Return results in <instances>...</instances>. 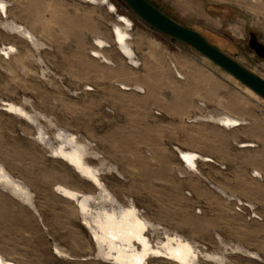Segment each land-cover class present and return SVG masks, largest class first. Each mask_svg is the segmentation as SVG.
Masks as SVG:
<instances>
[{
  "label": "rangeland",
  "instance_id": "obj_1",
  "mask_svg": "<svg viewBox=\"0 0 264 264\" xmlns=\"http://www.w3.org/2000/svg\"><path fill=\"white\" fill-rule=\"evenodd\" d=\"M7 1L8 18L28 26L44 45L35 48L0 26V46L16 47L12 57L0 56V100L42 114L39 123L53 140L56 126L63 127L115 164L122 176L106 169L101 177L120 203L132 201L161 226L149 229L151 240L164 239L166 228L197 242L202 253L196 264H218L206 258L207 251L225 253V264H264V98L189 44L154 30L125 2L112 0L117 7L112 13L104 4L80 0ZM153 1L166 15L264 78V57L249 41L254 34L264 44V0ZM119 14L133 21L131 42L138 65L130 63L113 39L112 25L121 23ZM96 36L108 42L102 50L111 64L90 55V49L97 48ZM118 82L138 83L143 90L125 91ZM1 101L0 164L28 184L36 205L34 210L0 185V232L7 230L13 239L0 242L12 250L6 255L24 264H115L97 257L96 243L75 205L56 193L53 184L63 182L87 193L96 187L52 155L37 139L33 122L10 114ZM222 112L244 117L247 123L226 128L194 120L204 113ZM246 143L255 146H243ZM173 146L196 147L218 162L208 163L206 155L189 150L199 156L200 172H192ZM87 160L100 163L91 155ZM199 178L222 186L228 196L218 188V193L208 189V201L195 202L186 190L190 180ZM20 213L32 239L24 245L9 236ZM54 246L72 258L59 256ZM153 258L146 264H178Z\"/></svg>",
  "mask_w": 264,
  "mask_h": 264
},
{
  "label": "bare ground",
  "instance_id": "obj_2",
  "mask_svg": "<svg viewBox=\"0 0 264 264\" xmlns=\"http://www.w3.org/2000/svg\"><path fill=\"white\" fill-rule=\"evenodd\" d=\"M91 1H94L93 4H102L99 0ZM110 3H112V1H110ZM0 4L4 6L3 8H0V16L5 18L0 19V26L2 28L22 36L35 48H40L44 45V42L38 36H36V34L28 26L23 25V23L21 24L14 19L8 18L9 2L7 0H0ZM111 8L113 9L112 6ZM115 11L116 10H114V12ZM119 21L121 23H113L112 25L113 39L115 44L121 53L128 58L132 65H138V60L135 57V50L131 42L133 38L132 34L130 33L132 21L130 18L125 16H122L121 20ZM93 40L94 45H96L97 48L90 49V51H92L90 55L100 59L101 61H106L108 64H111L109 57H107L103 53L104 50H102V48L109 46L108 42L100 36H96ZM15 50L16 47L13 45L0 46V56L4 58L12 57V54L15 52ZM37 60L40 64L44 63L40 57H38ZM172 67L173 66H171V68ZM176 71L179 76H182L178 70ZM118 83V86L125 91L132 89L143 90V86L137 82H135L137 84H129L125 82ZM25 101L28 100L26 99ZM1 102L4 105V108L11 112L10 114L13 113L18 117H23L28 119L30 122H33L38 127L37 139L43 143L44 146H48L50 148L51 152L53 153L52 155H55L57 159L59 158L66 162L74 169V171L78 173L80 177L88 180L96 187V191H94V193H87L63 182L57 181L53 184V189L56 193L61 195L66 200L71 201L75 205L77 213L81 215L82 224L90 231L92 240L96 243L97 257H101L107 261L110 260L115 264H141V260L142 264H146L147 261L152 257L169 258L178 264H196V261L199 260V255L202 253L198 248L196 241L183 236L180 234L181 232H169L166 228L164 229V239H157L156 241L151 240V238L147 235L149 229L152 228L155 230L161 228V226L154 224L148 219V217L144 216L132 201H128L127 204H122L115 198L101 177V173L106 172V169L108 171H114L122 176V172L119 171L115 164L110 163L103 157L100 158L98 152L90 150V144L87 143V141L81 140L77 134L70 132L63 127L55 125L57 131L55 133V140H53L47 134L43 126L39 123L38 119L43 117L42 114L38 112H30L22 104H18L14 101L2 100ZM194 120L213 121L226 128H232L242 124L245 125L247 123L246 118L244 117L223 112L218 115L204 113L200 116H196ZM49 121L50 123L54 124L52 119H49ZM243 146L255 145L252 143H246L243 144ZM177 148V153H179V156H182V162L185 164V166L192 170V172L194 171L199 173L200 171L197 167L196 161L199 157L197 153L189 150H182L178 146ZM88 155L99 158V165H94L95 163L93 164L92 162V164L89 163L87 160ZM185 157H187V159H185ZM205 159L208 161L211 160L206 156ZM256 173H259V171ZM10 174L5 169V167L0 164V185L5 187V189L9 188L14 193L13 195L16 194L19 196L20 199H22L35 210L36 205L34 206L33 204V197L30 190L25 186L26 183H21L17 179L13 178ZM216 187L222 193V195L228 196L227 190L219 186ZM236 200L239 201V204L243 203L238 198ZM245 205L249 206L250 208L254 207L251 205V203H245ZM137 233L146 238L147 246L141 242V240L136 238ZM113 236H115V239H113ZM218 237L223 244L221 237L219 235ZM235 247L237 249H242L237 245ZM54 249H56L58 255L60 254L59 256L63 255L66 258H72L70 252L67 250L55 246ZM237 249L233 251L235 252ZM239 251L240 250H238V252ZM247 252L255 258L259 257L257 253L252 251ZM204 255H206V258H210L209 260H215L218 264H225L226 262L224 258V256H226L225 253L223 256L221 254L207 251L204 253ZM204 255H202V257ZM11 258L0 250V260L3 261V264H24Z\"/></svg>",
  "mask_w": 264,
  "mask_h": 264
},
{
  "label": "water",
  "instance_id": "obj_3",
  "mask_svg": "<svg viewBox=\"0 0 264 264\" xmlns=\"http://www.w3.org/2000/svg\"><path fill=\"white\" fill-rule=\"evenodd\" d=\"M80 1L94 3V1L92 2L91 0ZM110 1L112 0H101V3L106 5L110 12L115 13L117 11V7L113 2L110 3ZM117 1L125 2L138 18L145 21L154 30H158L173 37L176 42H185L189 44L205 57L213 61L220 68L239 80L242 84L264 98V78L251 72L239 62L225 54L197 31L178 23L166 15L153 0ZM114 10L116 11L114 12ZM121 17L122 16L120 14L117 15L118 20H121ZM131 26L133 27V21ZM250 46L259 56L264 57V44L257 41L254 34L251 35ZM173 148L176 152H178L177 146H173Z\"/></svg>",
  "mask_w": 264,
  "mask_h": 264
},
{
  "label": "crops",
  "instance_id": "obj_4",
  "mask_svg": "<svg viewBox=\"0 0 264 264\" xmlns=\"http://www.w3.org/2000/svg\"><path fill=\"white\" fill-rule=\"evenodd\" d=\"M135 50V49H134ZM136 52V50H135ZM187 150H193L199 154H202V155H206V156H209L211 158V161H207L208 163H212V164H217V157H215L214 155H212L211 153H207V152H204L202 151L201 149H198L196 147H191V148H188ZM205 162V161H204ZM201 166V165H200ZM191 173V172H190ZM188 176V175H187ZM193 179H195V177H193ZM190 180L192 182H188L187 184V193H188V197H190L192 200H194L195 202H198V203H206L208 200L206 199L208 196H211V194L208 193V189H213L214 191L217 190V187L215 185H213L212 182H210V185H208L207 183H205L204 181H202L201 178H199V180ZM201 180V181H200ZM218 186V185H217ZM219 187H222V186H219ZM204 193V194H201V195H198L197 193ZM217 193L219 192L218 190L216 191ZM161 201H167V202H170V201H173V200H164V199H161ZM18 216V220L19 222H16V226L13 225L12 227H14V232H10L9 236H13L15 237L14 240L16 243H20V244H25V243H28V242H32V239L31 237L29 236V227L25 224L26 222L24 221V217L22 216V214H17ZM200 216V215H199ZM27 231H26V230ZM201 234H202V231H201ZM198 236V235H197ZM8 240H13L12 238H8L7 237V230L6 231H1L0 232V242H6ZM0 250L2 252H8V253H12V250L10 249H6L1 243H0ZM27 264H34V263H27Z\"/></svg>",
  "mask_w": 264,
  "mask_h": 264
},
{
  "label": "snow or ice",
  "instance_id": "obj_5",
  "mask_svg": "<svg viewBox=\"0 0 264 264\" xmlns=\"http://www.w3.org/2000/svg\"><path fill=\"white\" fill-rule=\"evenodd\" d=\"M4 6L2 4H0V8H3ZM185 159H187V157H185ZM136 238L141 240V242H143L146 246H147V240L146 238H144L142 235H140L139 233L136 234ZM113 239H115V236H113ZM0 264H3V261L0 260ZM141 264H142V260H141Z\"/></svg>",
  "mask_w": 264,
  "mask_h": 264
},
{
  "label": "flooded vegetation",
  "instance_id": "obj_6",
  "mask_svg": "<svg viewBox=\"0 0 264 264\" xmlns=\"http://www.w3.org/2000/svg\"><path fill=\"white\" fill-rule=\"evenodd\" d=\"M255 37H256V35H255ZM256 39H257V37H256ZM250 40H251V37H250ZM250 40H249V41H250ZM257 41H258V40H257Z\"/></svg>",
  "mask_w": 264,
  "mask_h": 264
},
{
  "label": "built area",
  "instance_id": "obj_7",
  "mask_svg": "<svg viewBox=\"0 0 264 264\" xmlns=\"http://www.w3.org/2000/svg\"><path fill=\"white\" fill-rule=\"evenodd\" d=\"M254 215V214H253Z\"/></svg>",
  "mask_w": 264,
  "mask_h": 264
}]
</instances>
